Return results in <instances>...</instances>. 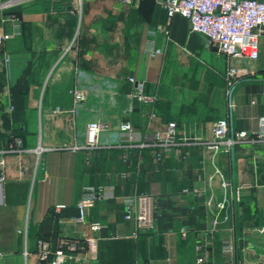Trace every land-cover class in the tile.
<instances>
[{
  "label": "crops",
  "instance_id": "1",
  "mask_svg": "<svg viewBox=\"0 0 264 264\" xmlns=\"http://www.w3.org/2000/svg\"><path fill=\"white\" fill-rule=\"evenodd\" d=\"M163 9L160 0H28L0 12V30L15 34L0 46V264H49L39 242L55 250L75 238L94 264H197L200 244L207 264H264V141L255 137L264 115V36L259 59L240 62L229 97L227 57L183 17L174 26ZM130 78L151 101L138 98ZM76 88L84 97L77 107ZM223 118L232 137L245 131L252 140L229 153L199 144L214 139L213 123ZM93 120L140 130L174 123L182 145L59 148L76 131L82 139ZM86 186L114 196L75 223ZM141 193L156 199L155 228L133 238L123 198ZM57 205L68 208L54 216ZM91 222L101 229L90 231ZM26 223L27 245L19 234ZM225 232L236 237L234 263L221 252Z\"/></svg>",
  "mask_w": 264,
  "mask_h": 264
},
{
  "label": "built area",
  "instance_id": "2",
  "mask_svg": "<svg viewBox=\"0 0 264 264\" xmlns=\"http://www.w3.org/2000/svg\"><path fill=\"white\" fill-rule=\"evenodd\" d=\"M25 1L28 0H0V12ZM120 1L130 2L131 0ZM163 7L169 19L177 15L183 17L188 21L191 32L202 35L209 47L216 48L227 57L228 66L225 77L228 82L227 94L230 97L241 76L240 62L244 60L256 62L259 59L260 38L264 36V0H164ZM157 29L166 35L169 34L167 26H158ZM13 35L15 34H6L0 30V46ZM78 35L79 30L67 50L76 44ZM148 52L151 56H155L162 53V50L149 48ZM130 81L136 83L140 100H152L151 97L144 94L143 84L134 78H130ZM72 93L77 107L83 102L84 97L78 88L74 89ZM229 107L234 108L232 101L229 102ZM213 137L211 142H199V144L209 149L229 153L237 143L252 140L245 131L239 132L236 137H232L230 135V123L226 118L213 123ZM255 137L264 141V115L259 118V129ZM19 143L21 141H18ZM181 145L182 143L177 139V127L174 123L170 124L166 130H140L129 121H121L112 127L100 120H93L87 123L82 139L76 131L71 142L59 148L71 151H96L109 148L176 150ZM39 148L41 149V146ZM37 153L39 155L41 152ZM90 159V157L87 158V160ZM113 196V192L108 191L105 186H86L76 205L78 216L73 219L74 222L84 224L88 211L98 201ZM123 202L125 206L123 218L134 225L131 234L133 238L153 231L157 211L156 199L153 195L148 193L128 195L123 198ZM217 207L219 210H223L225 203H219ZM66 208H68L66 205H57L53 211L55 214H60ZM89 229L92 232H98L101 229L100 222L89 223ZM19 234L27 245L28 223L19 231ZM90 241H92V237L86 239V242ZM203 246L200 244L197 247V264H207L210 261V254ZM39 247L41 259L50 258L49 264H68L69 261H75L77 264H94L93 259L87 257L86 245L78 238L61 244L55 250L42 241L39 242ZM221 252L227 261L234 263L237 248L236 237L232 232H225L221 237ZM3 256L0 253V259Z\"/></svg>",
  "mask_w": 264,
  "mask_h": 264
},
{
  "label": "rangeland",
  "instance_id": "3",
  "mask_svg": "<svg viewBox=\"0 0 264 264\" xmlns=\"http://www.w3.org/2000/svg\"><path fill=\"white\" fill-rule=\"evenodd\" d=\"M132 1V0H131ZM130 1V2H131ZM160 2L162 3V6H163V2H164V0H160ZM164 8V7H163ZM164 11H165V9H163ZM170 21H171V23H173V25L175 26V24H176V19H175V17H173V18H171L170 19Z\"/></svg>",
  "mask_w": 264,
  "mask_h": 264
},
{
  "label": "trees",
  "instance_id": "4",
  "mask_svg": "<svg viewBox=\"0 0 264 264\" xmlns=\"http://www.w3.org/2000/svg\"><path fill=\"white\" fill-rule=\"evenodd\" d=\"M53 214H54V216H57L58 215V214H55L54 211H53Z\"/></svg>",
  "mask_w": 264,
  "mask_h": 264
}]
</instances>
